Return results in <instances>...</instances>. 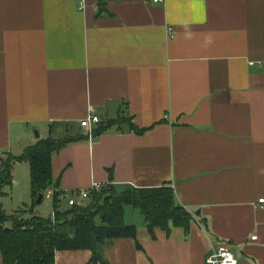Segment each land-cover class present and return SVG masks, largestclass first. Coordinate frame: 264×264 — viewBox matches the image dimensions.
I'll use <instances>...</instances> for the list:
<instances>
[{"label": "crops", "instance_id": "0c3cea01", "mask_svg": "<svg viewBox=\"0 0 264 264\" xmlns=\"http://www.w3.org/2000/svg\"><path fill=\"white\" fill-rule=\"evenodd\" d=\"M90 107L99 123L81 129ZM78 135L51 158L59 196L169 185L193 216L151 235L126 206L135 238L108 264H204L223 245L264 264V0H0V159ZM22 166L30 181L17 163L12 182Z\"/></svg>", "mask_w": 264, "mask_h": 264}, {"label": "trees", "instance_id": "16d2710c", "mask_svg": "<svg viewBox=\"0 0 264 264\" xmlns=\"http://www.w3.org/2000/svg\"><path fill=\"white\" fill-rule=\"evenodd\" d=\"M136 133L141 131L132 128ZM81 136L63 140H39L27 147L19 157L11 154L0 159V198L4 188L11 186L12 168L27 163L30 169V190L33 199L44 197L52 188L51 158L55 152ZM59 192L53 195L50 218L25 219L19 214L6 215L0 210V254L2 264H54L58 251L89 250L92 264H108L104 249L117 239H134L135 227L124 223V208H134L142 215L148 231L156 228L170 232L169 225L188 233L193 220L185 209L175 204L169 185L151 189H131L118 193L111 184L101 185L88 194L85 206L62 207ZM170 223V224H169Z\"/></svg>", "mask_w": 264, "mask_h": 264}, {"label": "rangeland", "instance_id": "374dc122", "mask_svg": "<svg viewBox=\"0 0 264 264\" xmlns=\"http://www.w3.org/2000/svg\"><path fill=\"white\" fill-rule=\"evenodd\" d=\"M6 160V158H3V162ZM23 168L25 167L15 168L13 172L15 182H11V186L4 188L5 195L0 198V210L9 216L19 214L25 219L32 217L50 218L53 215L52 200L44 199L41 204H36L37 200L31 196L28 176Z\"/></svg>", "mask_w": 264, "mask_h": 264}, {"label": "built area", "instance_id": "2783aa9c", "mask_svg": "<svg viewBox=\"0 0 264 264\" xmlns=\"http://www.w3.org/2000/svg\"><path fill=\"white\" fill-rule=\"evenodd\" d=\"M78 3V10L82 11L86 7V1L88 0H75ZM154 3H160L163 4L165 0H152ZM99 118L96 116L95 111L92 107L89 108L87 116L84 118V120L81 121L80 127L81 129H89L92 124H98ZM99 187L96 185H92L91 189H86L83 191H80L77 194V197H79L81 200H86L88 198V194L92 190H98ZM54 191L50 190L47 191L44 195L45 198L53 200ZM59 198L61 200H64L66 202V207L71 208V206L78 205V201L74 197H66L65 195H60ZM258 204H260L262 207H264V200H259ZM255 240L256 237H253ZM252 239V240H253ZM204 264H238L237 260L233 253L229 250V248L225 245L222 247H219L216 251L212 252L204 261Z\"/></svg>", "mask_w": 264, "mask_h": 264}, {"label": "water", "instance_id": "95a60500", "mask_svg": "<svg viewBox=\"0 0 264 264\" xmlns=\"http://www.w3.org/2000/svg\"><path fill=\"white\" fill-rule=\"evenodd\" d=\"M79 131H80V129H79ZM42 200H43V196L41 195V196L38 198V200L36 201V204H41ZM81 206H84V204H82Z\"/></svg>", "mask_w": 264, "mask_h": 264}]
</instances>
